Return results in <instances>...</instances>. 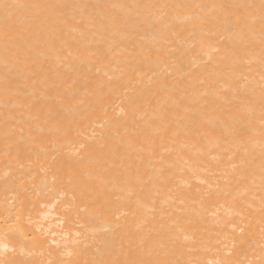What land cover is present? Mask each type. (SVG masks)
Listing matches in <instances>:
<instances>
[{
  "label": "bare ground",
  "instance_id": "bare-ground-1",
  "mask_svg": "<svg viewBox=\"0 0 264 264\" xmlns=\"http://www.w3.org/2000/svg\"><path fill=\"white\" fill-rule=\"evenodd\" d=\"M0 264H264V0H0Z\"/></svg>",
  "mask_w": 264,
  "mask_h": 264
}]
</instances>
